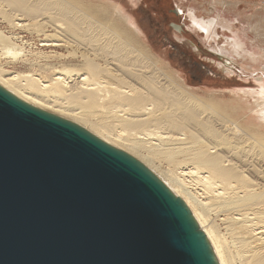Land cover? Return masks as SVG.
<instances>
[{"label": "bare ground", "instance_id": "1", "mask_svg": "<svg viewBox=\"0 0 264 264\" xmlns=\"http://www.w3.org/2000/svg\"><path fill=\"white\" fill-rule=\"evenodd\" d=\"M85 1L0 0V21L11 28L9 34L0 29V86L145 164L187 205L218 264H264V170L251 161L258 148L264 150L261 130L236 124L174 88L153 50L134 37L142 33L123 7L112 4L101 13L94 7L88 10ZM251 26L253 31L256 27ZM19 28L43 34L40 47L51 51H26L25 43H18ZM57 48L71 51L66 56L57 54ZM5 59L31 67L37 62L38 69L8 73ZM200 107L211 114L199 112ZM98 113L115 120L133 142L126 139L125 145L115 141L117 135L115 140L103 137L101 123L91 120ZM256 114L261 127L264 107ZM109 123H102L107 130L115 125ZM114 128L111 132L117 133ZM260 154L264 163V152ZM155 158L169 161L167 175L163 173L169 168L163 173L154 169Z\"/></svg>", "mask_w": 264, "mask_h": 264}, {"label": "water", "instance_id": "2", "mask_svg": "<svg viewBox=\"0 0 264 264\" xmlns=\"http://www.w3.org/2000/svg\"><path fill=\"white\" fill-rule=\"evenodd\" d=\"M0 264L218 261L145 164L0 86Z\"/></svg>", "mask_w": 264, "mask_h": 264}, {"label": "rangeland", "instance_id": "3", "mask_svg": "<svg viewBox=\"0 0 264 264\" xmlns=\"http://www.w3.org/2000/svg\"><path fill=\"white\" fill-rule=\"evenodd\" d=\"M88 1L84 3L86 8L88 6V10L94 7L93 10L97 9L101 13L104 10L103 7H111L112 4L123 7L142 33L134 37L141 40L140 43L143 41V46L153 50L158 66L167 72H164L167 76L172 77L174 88L180 92L192 94L201 102L213 106L218 114L228 120L231 119L230 121L236 124L245 126L250 123V126L253 125L259 131L261 130L264 138V124L260 127L259 122L254 119L256 113L264 107V98L260 99L261 96H259L261 92H264L260 89L264 84V0ZM175 25L180 26L182 31L176 30L173 27ZM250 25L257 30L256 28L254 32L250 30ZM0 29L6 34L11 31L9 25L3 21H0ZM46 30L53 31L51 28ZM16 34L19 38L18 43H25L26 51L32 54L40 50H44L45 53L51 51L40 47V41L44 39L43 34L40 36L36 31L28 32L20 28ZM56 50L57 54L62 53L66 56L71 51L70 49L68 52L64 48ZM31 59L33 61L35 58ZM2 61L3 68L8 73H30L38 69L37 62H34L36 66H33V69L30 63L8 59ZM242 91L251 93L245 96ZM197 109L199 112L204 111V115L211 114L210 111L201 107ZM94 112H97L96 109ZM97 115L94 117L97 119L91 117V120L97 124L101 123L103 137L111 135V140H115L113 137L117 135L114 138L118 140L115 141L126 143L125 145L133 142V138L129 139L128 133L123 134L118 123H114L115 120L103 119L99 113ZM104 120L112 123L107 124L108 126L115 124L114 127L116 129L118 127L117 133L111 132L114 127L107 130L106 126H103L106 123ZM262 151L264 152L263 149L258 148L256 151L258 154L254 153V156H251L252 159L257 157V160L255 158L251 161L257 163V167L259 166L258 168L263 171V158L260 160ZM142 154L146 155L147 152L143 150ZM156 159L154 163L151 162L154 169L157 168L156 170L163 173L162 169L166 172L169 168L166 173H163L167 175L171 169L169 161Z\"/></svg>", "mask_w": 264, "mask_h": 264}]
</instances>
